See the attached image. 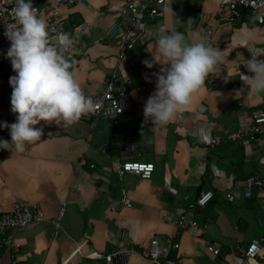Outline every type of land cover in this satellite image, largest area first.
<instances>
[{"label": "crops", "instance_id": "obj_1", "mask_svg": "<svg viewBox=\"0 0 264 264\" xmlns=\"http://www.w3.org/2000/svg\"><path fill=\"white\" fill-rule=\"evenodd\" d=\"M169 2L174 14L166 10ZM219 5L220 0H165L155 19L139 24L133 50L121 60L117 53L123 33L110 29L126 22L123 1L82 0L60 6L76 40V52L68 56L70 67L85 94L92 97L112 71L129 83L136 77L138 84L129 88L132 110L117 124L80 119L65 129L40 121L34 126L42 128L40 140L27 144L23 153L0 149V210L12 202L34 203L44 214L41 222L12 231L18 264H102L91 255L127 247L135 249L128 264H162L143 256L152 238L163 244L177 242L174 255L184 264H264V186L253 187L249 197L243 195L250 174L264 179V134L251 142L206 144L213 134L224 138L249 126L251 114L264 111V93H252L240 79L241 73L251 75L244 63L264 40V27L248 15L229 24ZM40 18L47 25V14ZM160 25L184 33L188 42L199 41L210 26L206 43L223 52L213 71L218 74L215 84L204 81L187 109L155 126L143 108L155 91V74L166 67L155 51ZM14 74L10 64L0 71V122L8 124L16 119L10 110L9 77ZM0 139L11 142L6 127L0 128ZM124 158L154 163L152 176L126 173L119 179L117 164ZM202 190L212 191L214 197L191 215L201 230L179 228L175 220L186 211V201ZM227 193L233 194V201L226 199ZM60 208L64 212L54 235L52 220ZM117 225L126 231L124 241L117 239ZM251 239L260 243L259 256L236 254ZM0 264H11L9 250L0 252Z\"/></svg>", "mask_w": 264, "mask_h": 264}, {"label": "clouds", "instance_id": "obj_2", "mask_svg": "<svg viewBox=\"0 0 264 264\" xmlns=\"http://www.w3.org/2000/svg\"><path fill=\"white\" fill-rule=\"evenodd\" d=\"M171 2L166 10L172 14ZM0 14L4 22V36L10 41L5 56L11 64L14 75L9 77L11 112L16 114L15 122H0V128L9 130L11 142L0 139V149H11L23 153L27 144L39 141L44 122H54L69 128L79 122L83 115L96 110V102L85 94L70 67L67 53L73 47V40L64 32L50 38L51 29L40 18L32 0H14L8 14ZM155 51L162 67L156 73L155 91L147 98L143 113L151 118L153 125H165L192 104L193 93L204 83L209 73L219 65L222 52L206 43L207 38L188 42L184 33L156 29ZM264 48H257L245 66L251 75L240 74L248 89L254 94L264 93ZM146 67L152 62L144 60Z\"/></svg>", "mask_w": 264, "mask_h": 264}, {"label": "built area", "instance_id": "obj_3", "mask_svg": "<svg viewBox=\"0 0 264 264\" xmlns=\"http://www.w3.org/2000/svg\"><path fill=\"white\" fill-rule=\"evenodd\" d=\"M80 1L82 0H32V5L38 9L39 16L43 13H46L48 16L47 26L51 29V39H55L58 32H64L72 38L73 47L71 51L67 53V56L76 52V40L74 39L72 31L68 29L67 20L60 15V6L62 4L72 5ZM121 1L125 4V11L127 13L126 22L124 24L116 23L110 29V32L122 31L123 33V46L117 53L118 60L123 59L125 53L134 47L135 31L139 24L142 23L145 18L155 19L160 14L161 7L165 2V0H145L139 3L137 2L138 0ZM13 3L14 0H0V14H4L9 20H11V17L8 14L10 13ZM219 13H221L223 19L229 24L239 22L243 19L244 15H248L252 17L257 25L264 27V0H220ZM211 32L212 29L210 26L206 27L204 30V37L207 39L210 38ZM3 33L4 22L0 21V71L4 70L6 66L10 64L5 56L10 46V41L7 40ZM257 48H264V40L259 43L256 49ZM262 56L264 55L257 56V59H261ZM217 78L218 74L212 72L206 77L205 82L209 85H214ZM92 98L96 102V110L80 118L88 123L97 119H105L113 124H117L119 118L133 108V99L126 78L114 71L106 76L103 87L98 90ZM262 134H264V111H255L251 114L249 126L228 133L224 138L220 137L218 134H213L208 138L206 144L209 147H214L223 141L233 142L241 139L253 141L257 140ZM131 148H133L132 145ZM154 169L155 166L152 162L134 160L131 158H124L118 161L117 164L119 179L126 173L136 175L143 179H149ZM263 186V179L258 176H248L244 180L243 195L249 197L253 187ZM213 197L212 191L202 190L194 198L188 199L186 201V211L178 216L175 220V224L179 228H192L197 232L200 231L201 226L191 215L195 209L205 207ZM226 199L228 201H233V194L227 193ZM125 202V194L124 191L121 190L120 203L124 205ZM62 216L63 208H60L56 217L52 220L54 235L58 233ZM43 219L44 214L42 210L34 203L24 204L21 202H12L8 209L0 210V252L3 250L10 251L11 264H18L19 262L17 244L11 234L12 231L24 228L31 223L41 222ZM126 236L127 234L124 227L117 225V239L119 241H124ZM178 247L179 244L177 242L163 244L157 239L152 238L143 256L149 261H160L162 264H184L180 258L174 255ZM208 249L214 254L218 253L217 248L208 246ZM134 252L135 249L133 247L119 248L106 254L93 253L91 258L101 260L102 264H128ZM260 252L261 246L259 241L251 239L246 246L238 247L236 254L248 259H255L259 256Z\"/></svg>", "mask_w": 264, "mask_h": 264}, {"label": "trees", "instance_id": "obj_4", "mask_svg": "<svg viewBox=\"0 0 264 264\" xmlns=\"http://www.w3.org/2000/svg\"><path fill=\"white\" fill-rule=\"evenodd\" d=\"M131 50H133V48L131 49ZM131 50H129V51H131ZM126 54V53H125ZM136 78V77H135ZM134 78V79H135ZM134 79H131L132 81H130V83L128 82V85H129V88H130V85L131 86H133V85H137L138 84V82H136ZM225 142H228V141H225ZM234 142V141H233ZM222 143V142H221ZM249 176H258L259 178H261L259 175H256V174H250ZM261 179H263V178H261ZM264 180V179H263Z\"/></svg>", "mask_w": 264, "mask_h": 264}, {"label": "rangeland", "instance_id": "obj_5", "mask_svg": "<svg viewBox=\"0 0 264 264\" xmlns=\"http://www.w3.org/2000/svg\"><path fill=\"white\" fill-rule=\"evenodd\" d=\"M141 160V159H140ZM123 176V175H122ZM122 178V177H121ZM63 212H64V208H63ZM60 224H61V222H60Z\"/></svg>", "mask_w": 264, "mask_h": 264}, {"label": "bare ground", "instance_id": "obj_6", "mask_svg": "<svg viewBox=\"0 0 264 264\" xmlns=\"http://www.w3.org/2000/svg\"><path fill=\"white\" fill-rule=\"evenodd\" d=\"M252 22V21H251ZM256 24V23H255ZM230 142V141H229ZM251 142V141H250ZM119 156V155H118ZM191 196V195H190Z\"/></svg>", "mask_w": 264, "mask_h": 264}]
</instances>
